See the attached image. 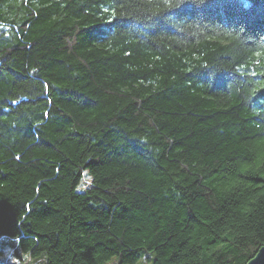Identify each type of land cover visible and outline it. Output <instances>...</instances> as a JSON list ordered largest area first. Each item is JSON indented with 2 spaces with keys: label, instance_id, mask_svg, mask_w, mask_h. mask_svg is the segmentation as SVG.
Segmentation results:
<instances>
[{
  "label": "trees",
  "instance_id": "16d2710c",
  "mask_svg": "<svg viewBox=\"0 0 264 264\" xmlns=\"http://www.w3.org/2000/svg\"><path fill=\"white\" fill-rule=\"evenodd\" d=\"M262 100L264 0H0V239L23 264H246Z\"/></svg>",
  "mask_w": 264,
  "mask_h": 264
},
{
  "label": "rangeland",
  "instance_id": "374dc122",
  "mask_svg": "<svg viewBox=\"0 0 264 264\" xmlns=\"http://www.w3.org/2000/svg\"><path fill=\"white\" fill-rule=\"evenodd\" d=\"M84 180H87L88 177L85 175ZM84 186V181L79 183L77 189L82 190ZM0 247L2 248V253H0V263H5V264H23L15 255L12 254V247L11 244L8 242L6 243L4 239H0ZM28 259L26 260V263H29ZM106 264H118L116 262L115 258H112L109 262ZM138 264V263H135Z\"/></svg>",
  "mask_w": 264,
  "mask_h": 264
},
{
  "label": "water",
  "instance_id": "95a60500",
  "mask_svg": "<svg viewBox=\"0 0 264 264\" xmlns=\"http://www.w3.org/2000/svg\"><path fill=\"white\" fill-rule=\"evenodd\" d=\"M246 264H264V245L257 251Z\"/></svg>",
  "mask_w": 264,
  "mask_h": 264
},
{
  "label": "clouds",
  "instance_id": "9594fccd",
  "mask_svg": "<svg viewBox=\"0 0 264 264\" xmlns=\"http://www.w3.org/2000/svg\"><path fill=\"white\" fill-rule=\"evenodd\" d=\"M203 2H204V3H206V2H207V0H203Z\"/></svg>",
  "mask_w": 264,
  "mask_h": 264
},
{
  "label": "snow or ice",
  "instance_id": "6c2138e0",
  "mask_svg": "<svg viewBox=\"0 0 264 264\" xmlns=\"http://www.w3.org/2000/svg\"><path fill=\"white\" fill-rule=\"evenodd\" d=\"M201 2H203V0H201ZM262 102H264V100H262Z\"/></svg>",
  "mask_w": 264,
  "mask_h": 264
}]
</instances>
